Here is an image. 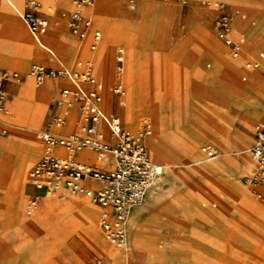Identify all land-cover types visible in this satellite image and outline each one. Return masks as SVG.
<instances>
[{
    "label": "rangeland",
    "instance_id": "rangeland-1",
    "mask_svg": "<svg viewBox=\"0 0 264 264\" xmlns=\"http://www.w3.org/2000/svg\"><path fill=\"white\" fill-rule=\"evenodd\" d=\"M46 1L22 0L19 8L33 12L42 20L48 19L50 27L61 33L62 37L51 28H46L44 35L48 37L45 38V44L58 54L69 70H80L79 62L89 58V52H98L106 38L112 42L108 52L111 59L109 72L106 73L93 60L94 73L104 85L103 103L106 93L119 98L114 93L115 55L120 46L125 48L126 93L121 97L118 110L123 112L124 116L120 114L122 121L132 133L140 132L145 118L149 120L152 134L145 140L146 149L148 154H153L152 157L162 162L164 171L157 181V187L152 190L157 194L151 191L137 206V211L132 210L127 226L128 243L123 247L107 242L100 231L98 220L97 229H87L67 217L68 223L57 222L55 230L52 227L55 223L54 216L50 213L42 219L30 222L38 207L29 213V200L32 194L44 193L38 192L29 179L30 194L27 199L24 201V197L19 195L9 205H4L3 194L8 186L5 176L4 188H0V264H264V215L259 214L254 207L242 205L234 198L229 208L222 212L220 202L224 193L216 191L211 184L205 191L208 199L196 202L195 207L205 215L222 214L218 221H213L217 225L213 230L208 223L196 216V211L190 204L192 201L184 202L174 211L165 204L189 187L191 180L183 179L180 171L190 169L191 165L197 163L210 167V171L217 174L211 176L209 183L215 178L238 183L246 189L254 202L264 206V199L257 198L253 190L258 187L246 183L244 179L254 172L235 178L236 172L232 173L229 169L219 172L220 168L212 162L224 154L235 153L230 140L234 145L243 148L242 136L246 135L253 144L257 126L264 123V114L256 124L248 122L253 119L250 113L258 115L264 109V94H260L264 93V89L255 83L260 77H264V62L259 58L260 53L264 52V0H253L257 2L256 6L246 0H107V9L104 10H101L100 0H96L94 4L86 7L95 14L93 28L102 32V38L94 50L90 49L88 35L84 40L76 36L68 28L67 16L62 15L64 11L68 14L75 10L65 3L70 2L75 6V0H59L52 5H46ZM31 2H35V5ZM1 3L2 0L0 40L5 34L13 51L18 49L26 55L27 50L33 49L35 52V55L28 58L27 63L13 68L19 72L20 79L10 85L8 82L4 83V89L12 99L13 93L10 90L18 92L24 82L27 84L33 81L38 90L44 88L48 82L37 85L30 75L33 64H41L47 68L59 65L46 49L35 42L24 19L22 20L30 35L28 46L18 47L15 38L7 36L1 16ZM218 3L231 14L240 10L248 16L247 20L242 19L239 14H234L232 18L233 39L241 41L243 45L237 57L232 55L231 48L218 36L215 29L214 22L219 16V10L216 9ZM107 13L109 14L106 15ZM54 18L60 24L53 23ZM252 21L255 23L251 24ZM143 23L149 26L147 37L141 31ZM159 23L161 24L157 31L156 24ZM251 29L256 33L251 34ZM62 38L63 46H58L62 43ZM133 46H138L141 50L138 55V69L136 68V73L130 78V47ZM76 47L79 51L74 55V50L71 49ZM81 51L84 53L82 57ZM159 57L162 61L161 67L157 64ZM255 60L260 62V66L258 64L257 67L247 68V64ZM230 62H234L235 66L232 67ZM141 64L150 67L147 95L143 103L135 109L136 123L131 125L126 122L124 110L130 103L128 96L131 88L135 86L134 80ZM4 68L9 67L0 66V72ZM247 73L254 78L253 81L249 80ZM29 79L31 81L27 82ZM53 81L57 87L42 116V125H30L23 115L24 107L18 97L8 106V134L4 139L10 138L14 129L21 130L26 135L32 133L41 141L40 145L43 153L45 152L46 144L42 143L40 130L46 120L60 112L59 105H63L61 89L67 87L74 90L67 77H56ZM69 114L71 116L70 111ZM221 120H225V123ZM162 122L166 123L170 137L179 142L181 151L183 148L194 150L195 161L192 158L185 160L186 155L182 152L176 153L170 159L154 152L150 137L155 136ZM184 134L188 136L185 141L182 140ZM210 139H213L216 146L211 144ZM2 140L3 138L0 146ZM156 145L159 146L160 141H156ZM203 145L214 146L217 154L205 158L201 152ZM251 146L248 150H239V154L248 156ZM1 147L0 160H4L6 151ZM43 153L36 154L28 164V178L31 167ZM185 161L189 163L186 166L183 165ZM173 184H178L177 190ZM68 199L69 196L66 200H57L63 205ZM73 200L82 205L95 206L87 199L76 197ZM230 212L229 219L227 216ZM135 213H139L136 226L132 220ZM98 236L101 240H98Z\"/></svg>",
    "mask_w": 264,
    "mask_h": 264
},
{
    "label": "built area",
    "instance_id": "built-area-1",
    "mask_svg": "<svg viewBox=\"0 0 264 264\" xmlns=\"http://www.w3.org/2000/svg\"><path fill=\"white\" fill-rule=\"evenodd\" d=\"M96 0H75L76 8L65 11L69 28L77 36L84 38L92 27L93 21L85 16L83 6L92 5ZM35 5V2H31ZM219 16L215 21L218 36L231 48L234 57L242 51L241 41L231 36L232 16L221 4L216 5ZM52 10V9H50ZM17 12L27 23L30 32L37 42L45 47L41 36L46 31L45 21L30 11ZM102 38V32H94L91 49H96ZM118 72L124 70L125 49L119 47L116 55ZM258 62H249L248 67H257ZM80 70L71 71L66 66L47 68L33 64L30 75L37 84L47 78L67 77L74 85V90L67 87L62 90V103L67 108L78 105L80 111L79 130L71 134H57L50 130L53 125L63 126V116H53L47 123V130L42 133L48 152L31 168L29 177L33 185L45 195L66 200L70 195H83L101 208L100 226L106 240L116 247H123L127 241L128 217L132 210L146 198L150 189L156 186L163 173L162 165L154 162L149 156L144 138L151 134L152 126L148 119L138 133L128 130L115 113H108L103 106L102 83L94 73V63L87 59L79 62ZM11 79H20L19 72L2 70L0 72V138L8 134L6 117L9 115L8 95L4 83ZM88 84L89 86H86ZM125 89L118 82L114 93L123 95ZM255 143L251 153L257 162L253 175L244 177L246 183L264 187V125L255 131ZM62 147L67 156L55 154L51 149ZM91 149L95 151L97 160L105 163L104 167L80 163L76 159L79 151ZM207 157H214L217 150L212 146L202 147ZM87 182L97 183L91 187ZM260 198L264 197L253 189ZM40 194H33L28 203V211L36 209L41 202Z\"/></svg>",
    "mask_w": 264,
    "mask_h": 264
},
{
    "label": "crops",
    "instance_id": "crops-1",
    "mask_svg": "<svg viewBox=\"0 0 264 264\" xmlns=\"http://www.w3.org/2000/svg\"><path fill=\"white\" fill-rule=\"evenodd\" d=\"M21 1L22 0H2V3H1V11H2L1 16H2L3 21H4L5 29L7 30V36L15 38V40L17 41V46L18 47L24 46V44L26 42L27 43L30 42V35L28 34L27 26L24 23V21L22 20V18L19 16V14L16 13L17 12V8H16L15 5L19 6V4L21 3ZM56 1H59V0H47L45 4L46 5H52ZM12 2L15 3V5ZM65 3L67 5L73 7V8H76V5L73 6L72 3H70V2H65ZM10 8H12V9H10ZM84 13H85V16L91 18L92 21H93V16L95 14L90 9L86 8L84 10ZM108 14L109 13H107L106 15H108ZM234 14H239L241 16V18L244 19V20H247L248 19L247 14L245 12L240 11V10H237ZM234 14H231L232 18H233V15ZM62 15L63 16H67V15H64V14H62ZM67 19H68V16H67ZM43 21H45V23L47 25V28H51L50 27V21L48 19H45V20L43 19ZM53 23L60 24L57 21V19H55V18L53 19ZM254 23H255L254 21L251 22V24H254ZM214 26H215V22H214ZM263 27H264V24H263ZM68 28H69V25H68ZM51 30L54 33H56V34H60V36L62 37V35H61V33L59 31H57V30H55L53 28H51ZM69 30H70V28H69ZM96 30H100V29L93 28V26H92L89 29L88 33H87L88 34V40L90 41V49H91V44H92V42L94 40V32ZM250 33L251 34H255L256 32L254 31V29H251L250 30ZM31 36L35 40V42L40 47H42L37 42V40L35 39V37L33 36L32 33H31ZM231 36H232V33H231ZM3 37L4 38H2L1 41H3L5 43V50L0 55V66H7V67H9V68H4L3 70L16 71V70H13V68H16L18 66L24 65L25 63H27V60H28V58L30 56L35 55V52L33 51V49L27 50V54L28 55H26L25 53L22 54V52L20 50H18V49H17V51L16 50L13 51L10 48V44L8 43V39H7V37H6L5 34H4ZM47 37L48 36L42 34L41 40H42L43 44L46 43L45 38H47ZM79 38L84 40V38H81V37H79ZM53 40L56 42L55 39H53ZM87 41H86V44H87ZM27 46H28V44H27ZM44 46H45V44H44ZM58 46H63V38H62V43L61 44H58ZM120 47H123V46H120ZM42 48L46 49L47 52L51 55V57L54 60L57 61L59 67H55V69L61 68L63 66H66L64 64V62L59 58L58 54L52 48H49L47 46L42 47ZM117 51H118V49H117ZM117 51H116V55H117ZM80 54H81V57L84 55V53L82 51H81ZM116 55H115V74H114V77H113L114 78V87H115V85L118 82H120L123 85L124 89H125L126 86H125V80H124V73H125L127 53L125 51L124 70L121 73L118 72V69H117ZM88 56H89V58H86V60L87 59H90L92 61L94 60V59L91 58L90 52L88 53ZM259 58L261 59V61L264 62V52L260 53ZM160 60H161V57H159V60H158L157 64H159V66L161 67L162 66L161 65V62L162 61H160ZM253 62H258V61L255 60ZM247 68H248V66H247ZM149 69H150L149 66L144 65V67H142L141 69H139V71L137 73V76H136V78L134 80V84L137 86V88L139 90L138 92H139V94L141 96H143V95L146 96L147 95L146 89L148 87L147 85H148V82H149ZM97 79L103 85L102 80H100L98 77H97ZM18 80L19 79H17V80L16 79H11V80H8L6 82H8V85H10L11 82H16ZM29 81H31V80L29 79L27 82H29ZM47 81H48L47 82V85L45 86L46 88L44 87L42 89V93L44 94V98H43V103L42 104L44 105L46 103L44 105L45 106V110H46L47 106L50 104L51 100L53 99L54 94H55V91H56V87H57V84H56V82L53 81V78H48ZM109 81H110V78H109ZM25 83L26 82H24V84ZM255 83L258 84V86H260L262 89H264V77H260L259 78V81L256 80ZM24 84H22V86L19 88L18 92H15L14 93V89H11L10 90V92L13 93L12 94V96H13L12 99L9 98V95L10 94L6 91L7 92V95H8V102H7L8 103V106H9V104L14 103L15 100L22 95V91H23V88H24ZM86 86H89V85L86 84ZM73 87H74V85H73ZM130 87L131 86L129 84V89H130ZM63 88H65V87H63ZM63 88L61 89V93H62ZM103 92L104 91H103V87H102V93ZM116 95L119 98L117 99L114 96L112 97L113 100H114V104H115V108H114V111H112V113H115V110H116L117 113H115V114L118 115L121 118V120H122V117L120 116V114H122L123 116H124V114H123V112L120 113V111L118 110L119 104L121 103V97H122V95H119V94H116ZM103 106H104V103H103ZM104 108H105V106H104ZM59 111L60 112L59 113H56V115L65 117V119H67V123L65 125H63V126L53 125L50 128V130L52 132H54V133H57V134H65V135L66 134H71V133L77 132L79 130V126H80V122H81V120H80V111H79L78 105H75L72 108H67L65 105H59ZM69 111L71 112V116H69L70 115L69 114ZM263 114H264V109L257 116L253 117V119H251L250 121H248V120L247 121L249 122V124L250 123L256 124L257 122H259L260 117ZM8 116L6 117V120H7ZM43 116H44V114H43ZM52 117H50L48 120H46L45 123L43 124V128L40 130L41 135H42V133L45 130H47V123H48V121ZM243 117H244V115H243ZM145 120H146V118H145ZM145 120H144V122H145ZM42 121H43V119H42ZM221 121L225 123V120H221ZM227 122H226V124H227ZM123 125L126 127V125H125L124 122H123ZM261 125H264V123H262ZM143 127H144V123L142 125V128ZM186 138H188L187 135H185V134L182 135V140L183 141H185ZM255 138H256V135L254 133V142L252 144V141H251L250 138H248L246 135L242 136V143L244 145L243 148L234 145L233 142L230 140L229 143L231 142V145H233V148L236 150L235 153L234 152H230L228 154H224L223 156H220V157L216 158L217 160L212 161L213 164H216L220 168L219 172L222 171V170L230 169V168H236L235 178H239V177L244 176L245 174H249V173L255 172V169H256L257 164H256L255 159L252 157V154L251 153H248V156H242L238 152L239 150H248L250 148L251 144L253 146L254 143H255ZM41 139H42V143H45L46 144V142L42 138V136H41ZM210 142H211V144H215L213 142V139H210ZM224 145H225V143H224ZM203 146H206V145H203ZM209 146H212V145H209ZM215 146H216V144H215ZM202 147H201V152L205 155V158H206L207 155L202 151ZM212 147L215 148L214 146H212ZM31 150L34 153H36L37 155H41L43 153V148H42L41 145L40 146H31ZM17 151H18V153H17ZM193 151H194L193 149L191 150V149L183 148L181 152H182V154H185L186 155V159L185 160H188V158H192V161H195L194 160V157H193L194 156ZM0 154H1V149H0ZM55 154L56 155L58 154V156H62V157L67 156V152L62 147H58L57 150L55 151ZM30 156H31V152L29 150L23 149V148H17V150L15 152L6 151V156H3V157H5V159L2 160V161H0V165H1L0 166V170L4 174V176L7 177V183H8L7 189L5 190V192L3 194L4 205L5 204L9 205V203H11L12 200H14L19 195H22L21 197H24L23 200L25 201V199H27L28 195L30 194V193L27 192V189L29 187L28 186L29 184L27 185L28 182H27V179H26V176H25V167L29 163ZM43 156L44 155H42L37 160V162ZM149 156L151 157V159L154 162L162 165L163 171H164V166H163L162 162L156 160L154 157H152V155L150 153H149ZM15 157H16V159H15ZM76 159L80 163L86 164V165L97 166V167H99V166L100 167H104L106 165L105 163L100 162V161L97 160V155H96L95 151H93L91 149H84V150L80 151L76 155ZM249 160L252 161V163H253L252 164L253 165V168L252 169L249 166ZM187 172H188L189 176L192 178V180L190 181L189 187L184 191L183 194L177 193V191H175V193H177V196L180 197L181 198V201H183V202H188L189 203V201H192V203H190V204L193 205L192 208L196 211V216L198 218H201L204 222H206L205 219L208 218L209 222H207V223L210 225V229L212 228L214 230L215 229L214 227H215L216 224H214L213 221L211 220V218L207 217L205 215V213H203L202 211L198 210L195 207V204H196V202L202 201L204 199H206V200L208 199L205 191L207 190L208 187L210 188V185L211 184L213 186L217 187V188H222L225 192H229V194L233 193V195L237 199V202L241 203L242 205L244 204L247 207L252 206V207L255 208V210H257V212L259 214L264 215V206L261 205V204H258L256 202H254L249 197L248 193L246 192V189L244 187H242L241 185H239L238 183L230 182V181L228 182L227 180H224L223 178H218V179L215 178L212 181V183L211 182L209 183L211 176L212 175H217V174L214 173V172H211L208 169H206V167H204V165H202V164L194 163V165H191V168L190 169H187ZM29 179H30V177H29ZM87 184L89 186H91V187H98L99 186L97 183H94V182H87ZM156 187H157V184L152 189H150V191H152ZM173 187L177 190L178 184L177 185L173 184ZM257 190L264 197V187H258ZM150 191L148 192V194L150 193ZM53 197L56 198V199H58L55 196H53ZM76 197L81 198V199L82 198L83 199H87V200L90 201V203H92L90 199H88L87 197H85L83 195H70L69 196V199H68V202L63 203V205H61L58 202V200L55 202V204L57 205V207H59L58 210H57V212L55 214H52L51 213V211H50L51 210V207H49L46 210H44V211L41 212V214L39 215V218L38 219H42L43 217H45L46 215H48V213L52 214L54 216V221H55V223H53L52 227L56 230L57 229L56 227L58 226L57 224L59 222L63 221L65 224L68 223L67 222V217L69 215V212H73V214H75V224L76 223H80V224H82L87 229L88 228H93V227H95V229H97V223H96V226H94V224L92 223V220H91L92 219V217H91L92 207H94V208H96V221L98 220V226L100 228V231H101L103 237L105 238V236L103 234V231H102V228L100 226V222H99L100 214H101V208L98 205H95L94 203H92V204L95 205V206L82 205L78 201L73 200V198H76ZM257 198L263 199V198H260L259 196H257ZM234 207H236V205ZM136 208L137 207H135L134 210L137 211ZM230 216H231V212H230V214L227 217L229 218ZM229 219H227V220H229Z\"/></svg>",
    "mask_w": 264,
    "mask_h": 264
},
{
    "label": "bare ground",
    "instance_id": "bare-ground-1",
    "mask_svg": "<svg viewBox=\"0 0 264 264\" xmlns=\"http://www.w3.org/2000/svg\"><path fill=\"white\" fill-rule=\"evenodd\" d=\"M246 1L252 3L253 5H255V3H257V2H255L253 0H246ZM13 4L15 5V3H13ZM15 6H16L17 10L23 11V10H21L19 8V6H17V5H15ZM88 6H90V5H88ZM88 6H83L82 9H84V8H86ZM100 6H101V10L107 9V0H100ZM10 9H12V8H10ZM49 9H52V7H49ZM16 13H18V12H16ZM19 16L22 18V16L20 14H19ZM160 24L161 23L156 24L157 31L159 30V27L158 26ZM148 27L149 26H148L147 23L146 24L143 23V27L141 29L143 35H145L146 37L148 36V31H149L148 30ZM155 27H153V29H155ZM87 35L88 34H86V36ZM27 44L28 43L26 42L24 44V46H27ZM45 46H47V45L45 44ZM111 46H112V42L108 38H106L105 41H104V43H102V46H100V49L98 50V52H93V51L90 52L91 57L94 58V60L98 63V66L103 67V69L106 71V73L110 71V61H111V59H110V56H109V53L108 52H109V49H110ZM47 47H49V46H47ZM130 49H131L130 50V62H131V64H130L129 73L131 74L130 75V78H131V76H134V74L136 73V70L138 69V67H137L138 66V55H139V50H141V48H139L138 46H133V47H130ZM4 50H5V43L0 40V55L4 52ZM71 50H74L73 51L74 52V55H76L78 53V51H79L77 47L74 48V49H71ZM229 64L232 67L235 66V63L234 62H230ZM259 66H260V62H259ZM139 67L141 69L142 67H144V64H143V66H142V64L139 65ZM246 76H248V78H249L250 81H253L254 78L251 77L249 73H247ZM47 79L45 81H47ZM45 81L43 83H45ZM42 84H37V85H42ZM46 85H47V82H46ZM42 89L38 90L36 88V86L34 85V83L29 82V83H27V84L24 85V88H23V91H22V95L19 97L20 101L22 102V107H24V109L22 111L23 112V115L28 119V122L30 123V125L32 127L40 126L41 123H42V116H43L44 111H45V106L44 105L46 104V103L44 105L42 104L43 103V98H44V94L42 93ZM138 91L139 90H138V88H137L136 85L131 88V92H130V94L128 96V98L130 99V101H129L130 103L128 104L126 102V104H128L127 105L128 107L124 110L125 111V114H126V122H130L131 125L132 124L134 125V123H136V118L134 117V111H135V109L137 107H139L143 103V100H144V97H145L144 95L141 96ZM125 93H126V91L124 92V94ZM260 94H263V93L260 92ZM112 97L113 96H112L111 93H108V94L106 93V100H105L104 106H105V109H106V111L108 113H112V111H114L115 104H114V100H113ZM250 110L248 109V111H250ZM250 115L252 117L257 116V114H255V113H250ZM165 119H166V117H165ZM66 123H67V119H66ZM166 126H167L166 123H163V122L159 124V127H158V129L156 131L155 136H151L150 137V143H151L152 149L154 150V152L157 155H160L161 157H165V158H169L170 159L176 153L181 152V148L182 147H180L178 141H176V140H174V139H172L170 137V135H169V133L167 131V127ZM151 134H152V132H151ZM151 134H149V135H151ZM149 135H147L144 138V143H145L146 138ZM2 138H3V140L1 142V146L6 151L15 152L17 150V148H23V149L29 150L31 152V156H30V159H29V163H30V161L33 160L34 156L36 155V153H34L31 150V146H40V144H41V141L34 134L27 133V135H26L24 132H22L21 130H17V129H14L13 130L12 136L10 138L4 139L5 136H3V137L0 138V141H1ZM156 141H160V145L159 146L156 145ZM57 148L58 147H53L51 150L55 152L57 150ZM47 152H48V148H47V145H46L45 152L43 153V155L45 153H47ZM17 153H18V151H17ZM252 157H253V155H252ZM0 161H2V160H0ZM28 164H27V166H28ZM188 164L189 163L186 162V161L183 163V165H185V166L188 165ZM252 164H253L252 161H249L250 168H253V165ZM256 164H257V162H256ZM27 166L25 167V176H26V179H27V182H28L27 185H28L29 184V178H28L27 173H26ZM206 169L210 170L211 168L210 167H206ZM256 169H257V166H256ZM256 169H255V171H256ZM229 171L232 172V173H234V172H236V168H230ZM179 174H180V176L183 179H185L187 181L188 180L189 181L192 180V178L189 176V174L187 172V169L181 170ZM5 182H6V177L4 176V174L0 170V188L1 189L4 188ZM28 186L29 187L27 189V192L30 193V185H28ZM35 189H36V187H35ZM214 189L216 191H219V192H223L224 193V196L222 197L221 202H220L221 203V210L223 212V211H225V209L227 210V208H229L231 201L234 198H236V197L233 195V193L229 194V192H225L221 188L214 187ZM36 190L38 192H40V193H43L42 191H39L38 189H36ZM184 191L185 190H183L180 194H183ZM152 193H154L155 195L157 194L156 192H153V191H152ZM41 196H42V199H41L40 204L38 205V208H37L38 211L36 212V214L34 215L32 221H30V222H35L36 220H38L39 215L41 214V212L44 211V210H46L49 207H51V210L50 211H51L52 214H55L57 212L58 208H59L55 204V202L57 201L56 198H50L48 195H45V194L44 195L41 194ZM158 198H161V197H158ZM162 199H164V198L162 197ZM162 199H161V201H162ZM183 203L184 202L181 201V198L176 195L174 197V199H172L171 201H169V202H167L165 204L167 205V207H169L170 209H172L174 211L178 207H180L181 205H183ZM29 213H30V211H29ZM138 214L139 213H135L134 216H133V218H132L133 225L134 226H136V224L138 222V218H139ZM206 216L209 217V218H211L212 221H214V220L215 221H218V219L221 218L222 214L221 213H217V214L210 213V214H207ZM68 217H71L70 218V221H75V216H73V212H69ZM91 217H92V219H91L92 220V223L94 224V226H96V208H94V207H92ZM128 219H129V217H128ZM205 220H206V223L209 222L208 218L205 219ZM100 238L101 237L98 236V240H101ZM127 243H128V235H127L126 244ZM151 250L152 249H150V251Z\"/></svg>",
    "mask_w": 264,
    "mask_h": 264
}]
</instances>
